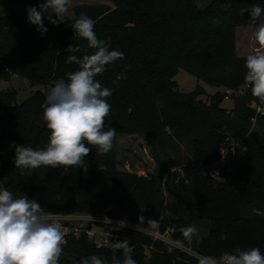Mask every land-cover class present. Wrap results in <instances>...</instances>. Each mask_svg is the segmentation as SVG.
<instances>
[{
    "label": "trees",
    "instance_id": "obj_1",
    "mask_svg": "<svg viewBox=\"0 0 264 264\" xmlns=\"http://www.w3.org/2000/svg\"><path fill=\"white\" fill-rule=\"evenodd\" d=\"M99 1L106 4L78 5L72 19L57 25L45 18L48 31L42 35L28 22L26 9L43 0H0V187L15 198L25 194L37 200L48 215L126 217L141 224L158 220L160 233L169 232L173 241L183 239L181 228L204 222L205 236L185 244L198 257H218L237 247L264 253V118L253 122L262 100L249 89L245 96H231L233 110L221 108L224 90L247 85L237 29L258 26L260 21L252 23L244 10L264 7V0ZM81 13L95 21L99 39L124 53L96 77L112 90L105 130L116 129L113 148L98 155L95 146L86 144L91 153L68 171L16 168L15 145L40 149L48 143L41 108L47 93L39 91L19 104L18 93L2 89V83L17 76L33 88L48 86L77 70L66 59L82 56L87 46L71 27ZM69 45L81 51L69 53ZM180 70L222 91L209 103L201 99L207 94L202 86L181 93ZM118 75L124 78L117 80ZM120 136L149 140L155 175L126 171L128 161L121 166ZM242 146L247 151L241 152ZM223 151L228 154L219 176L206 175L201 167L219 162ZM161 176H166L165 188ZM117 240L129 241L137 264H198V257L179 248L171 251L139 231L124 230ZM62 247L59 264H79L92 255L106 264L114 254L123 258L85 235L69 236Z\"/></svg>",
    "mask_w": 264,
    "mask_h": 264
},
{
    "label": "clouds",
    "instance_id": "obj_2",
    "mask_svg": "<svg viewBox=\"0 0 264 264\" xmlns=\"http://www.w3.org/2000/svg\"><path fill=\"white\" fill-rule=\"evenodd\" d=\"M71 0H43L38 6L26 9L27 20L37 30L46 34L48 29L44 19L57 25L61 17L69 12ZM248 11L252 23L260 21L254 32L256 47L247 55L244 66L247 69L245 83L253 96L264 101V7L254 5ZM95 21L81 13L71 27L74 35L86 41L82 56L68 55L66 63L76 64L78 69L67 73V77L55 81L45 96L43 120L50 132L48 143L40 149L31 146L15 145L14 163L16 168L39 169L79 167L95 146L98 155L107 154L113 148L116 129L105 130V118L110 114L108 97L112 90L104 87L96 79L108 65L124 58V53L110 49L108 42L98 38L94 31ZM88 49L94 51L89 53ZM69 53L81 49L69 45ZM122 75L117 80L123 79ZM86 142V143H85ZM247 151L241 147V152ZM143 222V217H140ZM153 228L159 227L158 220H148ZM120 228L126 226L119 221ZM183 239H176L174 246L183 249L191 244L198 229L189 225L180 229ZM64 232L57 216L46 214L40 203L23 194L18 198L7 188L0 187V264H59L63 254ZM113 253L120 251L122 259L115 254L111 264H137L132 258V247L128 240H115L111 243ZM79 264H106L99 256L82 258ZM198 264H264V253L257 247L234 251H224L217 256H202Z\"/></svg>",
    "mask_w": 264,
    "mask_h": 264
},
{
    "label": "rangeland",
    "instance_id": "obj_3",
    "mask_svg": "<svg viewBox=\"0 0 264 264\" xmlns=\"http://www.w3.org/2000/svg\"><path fill=\"white\" fill-rule=\"evenodd\" d=\"M205 1L208 0H204ZM81 4H106L105 1L99 0H71V6L69 8V12L61 17V21H65L68 19H72L74 15V9L76 6ZM256 27H239L237 29V50L238 55L240 57H247L253 49L256 47L255 40H254V32ZM176 82L179 87V91L184 94L194 92L198 86H202L207 94L201 99L205 103H209V99L216 95L218 92H221L222 89L211 87L204 82H200L196 77L188 74L184 70H180L179 74L176 77ZM53 85L48 86H36L32 87L28 80L14 76L10 82L2 83V89L9 90V91H16L18 93V103L22 104L28 98H30L33 94L41 91L43 93H47L49 89ZM221 108L227 109L229 111L233 110L234 102L233 100H225L221 104ZM118 145H119V158L121 166H123L127 161L131 165V169L134 173H137L139 176H148V175H155L157 172V165L151 153V147L149 144V140L141 136H120L118 138ZM126 159V161H124ZM122 168V167H121ZM124 168V167H123ZM122 168V169H123ZM162 182H166V176H161ZM99 220L100 218H95ZM130 221V220H129ZM62 225H68V222L65 220L60 221ZM84 223L85 225L89 226V223L92 224L93 222ZM131 222V221H130ZM75 223V222H74ZM137 229L136 231L145 233L154 239L161 240L165 243V241L174 242L169 232L165 234H161L159 228H153L150 224H141V223H134ZM194 226L198 229V235L196 238L203 237L207 233V224L204 222H198L194 224ZM95 228V227H94ZM169 249L172 251L175 247L174 243H165ZM194 257H198L197 254L191 250L190 248H183L180 249ZM200 258V257H198Z\"/></svg>",
    "mask_w": 264,
    "mask_h": 264
},
{
    "label": "built area",
    "instance_id": "obj_4",
    "mask_svg": "<svg viewBox=\"0 0 264 264\" xmlns=\"http://www.w3.org/2000/svg\"><path fill=\"white\" fill-rule=\"evenodd\" d=\"M250 89L248 85L243 86L237 90H224L225 100H231L232 95L236 96H245L247 91ZM264 118V101H260L256 105V117L253 119L255 123L258 118ZM240 145H234L232 152L235 151ZM227 151H223L222 158L219 162L211 164L206 167H201V170L210 177H218L221 167L224 166L226 162ZM126 171H131V166L129 163L125 165ZM60 218V221L65 220L68 222V225H62V231L64 232V242H66L69 236H74L79 239L83 235L87 236L89 240L93 241L98 248L109 247L111 243L118 239L119 233L124 230H135L137 227L132 224L126 217L122 219L99 217V216H90V215H52ZM95 218H100L99 220ZM93 222L85 225L84 223ZM119 221H125L126 226L120 228L118 225ZM75 222V223H74ZM95 227V228H94Z\"/></svg>",
    "mask_w": 264,
    "mask_h": 264
}]
</instances>
